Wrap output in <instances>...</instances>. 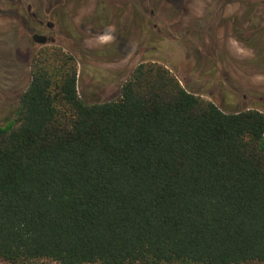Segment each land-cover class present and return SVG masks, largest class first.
Returning <instances> with one entry per match:
<instances>
[{"label": "trees", "instance_id": "trees-1", "mask_svg": "<svg viewBox=\"0 0 264 264\" xmlns=\"http://www.w3.org/2000/svg\"><path fill=\"white\" fill-rule=\"evenodd\" d=\"M0 126V264H264V114L137 64L87 104L75 59L39 49Z\"/></svg>", "mask_w": 264, "mask_h": 264}, {"label": "rangeland", "instance_id": "rangeland-1", "mask_svg": "<svg viewBox=\"0 0 264 264\" xmlns=\"http://www.w3.org/2000/svg\"><path fill=\"white\" fill-rule=\"evenodd\" d=\"M218 1L127 0L138 16L124 13L122 23L95 33L86 20L97 0L73 7L65 0L66 12L47 18L53 30H41L54 37L43 45L18 27L12 13L0 11V126L13 119L31 80V60L44 46L75 59L78 94L87 104L116 99L134 67L154 61L225 113L254 108L264 114V0H233L225 7Z\"/></svg>", "mask_w": 264, "mask_h": 264}, {"label": "flooded vegetation", "instance_id": "flooded-vegetation-1", "mask_svg": "<svg viewBox=\"0 0 264 264\" xmlns=\"http://www.w3.org/2000/svg\"><path fill=\"white\" fill-rule=\"evenodd\" d=\"M75 1L91 3L93 0H71V6L73 7ZM151 3V1L155 0H146ZM233 2V0H219L218 6H226L228 3ZM32 0H0V4L5 8H0L1 12L12 13L14 15V19L16 24H18L19 28H23L27 33L31 35V39L34 43H36L33 39L34 37H42L44 39V44L49 41H54V37L45 36L42 34L41 30L43 27L47 29L53 30L54 23H50L47 21L48 17L58 19L60 18V14H64L67 9V3L65 0H37L35 4ZM98 9H96V5L88 11L89 15L86 20L87 25L96 31L95 33L103 32L108 26H115L117 24L122 23L120 21L118 23V18H123L124 13L128 18L133 16H138L139 11L135 9V4H128L127 0H97ZM108 3L111 4V7L108 6ZM13 6L11 9L10 6ZM33 9L35 11H33ZM63 10V12L61 11ZM25 12V15H24ZM153 14L154 12L151 11ZM117 20H110L114 16ZM111 15V16H110ZM154 16V15H153ZM98 27V28H96ZM38 44V43H37Z\"/></svg>", "mask_w": 264, "mask_h": 264}, {"label": "water", "instance_id": "water-1", "mask_svg": "<svg viewBox=\"0 0 264 264\" xmlns=\"http://www.w3.org/2000/svg\"><path fill=\"white\" fill-rule=\"evenodd\" d=\"M33 40L40 45L44 44V39L42 37H34Z\"/></svg>", "mask_w": 264, "mask_h": 264}]
</instances>
